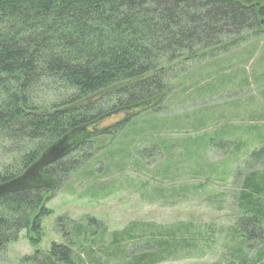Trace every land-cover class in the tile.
Instances as JSON below:
<instances>
[{
  "label": "trees",
  "instance_id": "obj_1",
  "mask_svg": "<svg viewBox=\"0 0 264 264\" xmlns=\"http://www.w3.org/2000/svg\"><path fill=\"white\" fill-rule=\"evenodd\" d=\"M263 29L264 0H0V253L21 232L30 246L39 244L46 204L82 168L81 148L133 126L166 95L164 68ZM112 155L100 159L105 171ZM237 201L234 233L244 242L263 239L264 172L245 176ZM98 229L101 240L105 230L94 220L72 234L94 237ZM146 230L159 237L157 248L130 264L167 260L175 249L168 241L188 237L189 226L132 222L107 235L109 246L123 250ZM52 257L73 262L60 245H52Z\"/></svg>",
  "mask_w": 264,
  "mask_h": 264
},
{
  "label": "rangeland",
  "instance_id": "obj_2",
  "mask_svg": "<svg viewBox=\"0 0 264 264\" xmlns=\"http://www.w3.org/2000/svg\"><path fill=\"white\" fill-rule=\"evenodd\" d=\"M234 41L164 68L166 95L137 114L133 126L81 148L82 168L46 204L39 244L30 246L21 232L0 253V264H57L46 259L53 244L70 251L72 264H130L155 251L159 238L146 230L143 240L124 241L123 250L110 247L107 235L132 222L189 226L188 237L168 241L173 255L157 264H264L258 258L264 238L244 242L234 233L240 186L248 174L264 172V29ZM109 151L105 171L100 159ZM90 220L104 228L102 239L100 229L75 238L72 229Z\"/></svg>",
  "mask_w": 264,
  "mask_h": 264
}]
</instances>
